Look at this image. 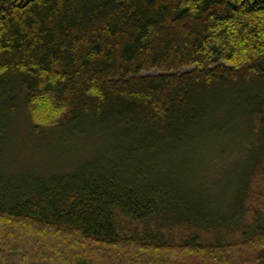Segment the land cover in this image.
I'll return each instance as SVG.
<instances>
[{"label":"trees","instance_id":"trees-1","mask_svg":"<svg viewBox=\"0 0 264 264\" xmlns=\"http://www.w3.org/2000/svg\"><path fill=\"white\" fill-rule=\"evenodd\" d=\"M21 113L84 158L14 171ZM261 219L264 0H0V264H264Z\"/></svg>","mask_w":264,"mask_h":264},{"label":"rangeland","instance_id":"rangeland-1","mask_svg":"<svg viewBox=\"0 0 264 264\" xmlns=\"http://www.w3.org/2000/svg\"><path fill=\"white\" fill-rule=\"evenodd\" d=\"M12 124L9 133V143H11L9 152L11 153L10 161L16 164L14 171L26 170V168L35 167L37 165H41L42 167L47 166V171L50 169L55 171L56 169H54L53 166H55L56 163L62 164L65 161L73 162L84 158L85 153L90 146L85 143L71 152H67V150H64L65 148L54 152L49 148H40L33 145L34 138L31 135V126L23 113H21ZM92 141H90V143H93ZM210 146L211 144L203 141L195 155L188 157L189 162L193 165L192 171H196V167H198L195 166L196 164L209 160L212 161V172L218 174L225 164L223 171L217 176L214 174L215 176L213 177L215 185L213 188L214 193L212 195L217 202L220 201L219 198H221L225 191L234 184L235 180L242 172L246 158L239 156V152H234L229 157H219L220 155L217 156L218 154H216V157H219L218 159L214 157L215 154L212 153V147ZM5 148L8 149V145H6ZM233 154H238V156L231 157ZM39 170L40 168L38 171ZM197 174L199 175L198 170ZM258 225L264 228V219L258 221Z\"/></svg>","mask_w":264,"mask_h":264}]
</instances>
